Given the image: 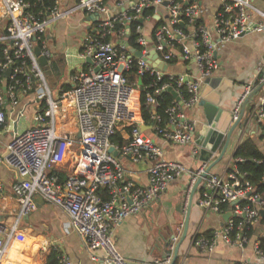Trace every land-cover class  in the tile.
<instances>
[{"label":"built area","instance_id":"obj_1","mask_svg":"<svg viewBox=\"0 0 264 264\" xmlns=\"http://www.w3.org/2000/svg\"><path fill=\"white\" fill-rule=\"evenodd\" d=\"M0 1L2 16L7 20V32L0 34V42L6 45L5 60L0 62V136L2 131L13 132L6 145L7 155L0 157V163L8 165L21 178L12 185L20 203L18 220L7 238H3L0 226V264L8 258L11 242L24 241L16 237L17 227L21 216L36 209L35 195L68 217L74 230L83 237L92 259H102L103 264H129L114 242V226L149 209L183 173L190 177L184 195L186 210L192 189L206 169V163L191 170L168 159L153 136L176 145L193 142L196 123L187 110L200 103L203 85L220 67L217 51L247 33L264 30V21L253 19L254 14L264 17V11L255 6V0H207L210 9L203 3L205 0H78L68 10H61L58 0H49L53 2L51 5L48 0ZM76 11L98 14L94 33L84 38L81 51V57H91L93 65L87 72L74 74L72 87L55 100L34 48L40 47L42 54L49 57L48 27ZM131 24H135L136 46L129 42ZM124 41L142 56L130 51ZM154 53L158 61L168 66L183 61L187 71L172 73L159 68L151 59ZM8 69L9 77L5 76ZM131 70L135 71L137 81L128 78ZM144 76L151 78L145 85ZM135 85L139 86L137 90ZM253 88L252 83L247 85L232 115L233 121ZM171 89L177 97L171 93L173 102L166 109L167 119L160 124L162 117L156 111L158 97ZM19 91L36 92L46 106L36 112L33 127L23 132L7 125L6 107L14 109L19 104ZM133 92L138 93L139 101L144 94L146 104L152 108L151 123H145L141 112L134 111ZM68 109L73 117L71 123L58 124L57 118ZM24 114L22 108L17 115ZM250 118L264 127V96L251 108ZM144 125L148 129H142ZM118 134L122 141H114ZM68 154L73 160L71 175L60 182L58 167ZM193 154L199 156L198 149ZM214 154L215 151L211 157ZM120 155L134 164L148 163L146 185L134 178L132 171L122 164ZM242 161L233 155L220 174L208 173L200 185L202 209L230 213L222 228L209 235L194 236L193 245L201 253L213 252L219 240L243 248L248 243V231L260 224L259 237H264V199L238 168L237 162ZM79 164L85 167L83 172L75 171ZM101 190L107 191L108 199ZM176 240L174 237L166 258L154 259L152 263L170 264ZM50 246L56 247L44 241L40 248L46 251ZM254 252L264 262L259 238ZM59 261L72 264L64 253ZM238 264L252 263L242 260Z\"/></svg>","mask_w":264,"mask_h":264},{"label":"crops","instance_id":"obj_2","mask_svg":"<svg viewBox=\"0 0 264 264\" xmlns=\"http://www.w3.org/2000/svg\"><path fill=\"white\" fill-rule=\"evenodd\" d=\"M58 3L61 10H68L74 8L78 0H58ZM203 3L207 5L208 9L211 8L209 1L205 0ZM254 4L258 9L264 11V0H255ZM211 13L212 10H210ZM67 17H70L69 19L71 20L66 21L67 19L63 18L53 22L46 33V49L49 57L46 56L48 62L44 66L59 74L61 72L60 75H62L63 79L57 80H61L59 96L64 85L72 87L71 79L74 74L80 71L87 72L92 67L93 63H88L87 58L81 57V51L84 38L94 33L98 19L95 20L92 15L82 11H76ZM253 19L255 21H264V17L257 16V14L253 15ZM5 27H7V20L2 16L0 1V34L7 32ZM67 35L69 36L66 37ZM70 36L75 39L72 40ZM216 57L220 67L215 71L210 81L203 85L202 100L205 99L221 109L222 115L218 127L226 132L232 123V115L238 107L237 104L245 94L249 83L254 85L252 91L260 88L252 103H257L263 99L264 30L247 33L237 40L228 42L222 49L217 51ZM39 66L50 89L43 71V65L39 63ZM187 69L188 67L183 61H177V63L168 66L166 71L183 73ZM192 71L196 72L195 70ZM6 72L5 76L9 77L10 74L7 75ZM258 77L261 78L260 85L255 87V81ZM18 98L19 104L14 109L9 105L6 107L7 125L8 127H14L18 132H23L30 124H35L34 116L38 110L44 108L45 102H40L39 95L36 92L25 94L19 91ZM138 105H140V108L137 111L141 112L139 98ZM22 108L25 110V114L19 117L17 114ZM187 113L189 118L195 121L196 131H200L205 124L203 107L197 104L188 109ZM255 125L258 126L255 122H252L249 110L246 114L243 128L237 127L234 130L223 159L211 168L210 173L220 174L228 166L238 146L248 139H252L264 152V135L261 134L260 129L257 130L255 128ZM247 129L249 130L248 134H246ZM12 134V130L8 132L2 131L0 136V157H3L6 152V145ZM153 139L163 147L168 159L179 161L191 170H197L204 163H206L207 168L217 159L226 142V137H224L215 154L206 160L200 158L202 150L205 148L198 144L195 137L193 142L187 145H176L156 136H153ZM195 149H198L199 156L193 154ZM66 157L69 159L64 160V163L58 167L61 169L60 172L72 171V157L70 155ZM119 158L122 164L129 171H132L134 178L139 183L145 185L148 183L147 162L134 164L127 157L120 155ZM75 167L76 165L73 166V168ZM84 169L85 167L79 164L75 171L83 172ZM56 171L54 170V172ZM189 180V175L183 173L169 185L161 199L149 209L114 226V242L117 249L127 260H145L153 264L154 259H164V252L161 250L164 242L159 237V233L162 230L165 231L171 228L173 233L178 235V242L184 231L185 214L188 208L187 206L185 210L184 195ZM19 181L20 177L16 171L5 163H0V184H2V190L0 191V225L12 224L11 231L14 227L13 220L20 214V203L12 192V185ZM200 185L194 196L188 231L180 246L179 257L175 264H236L242 260H248L252 264H264L254 252V245L256 240L260 238L262 224L252 228L248 243L243 248L229 246L222 240L217 242L214 251L211 253H201L194 247L192 240L196 234L209 235L213 230L222 228L227 222L224 216L228 214L207 212L200 207ZM34 201L36 209L30 216L23 218V225L20 223L21 220H19L17 227L16 237H20L24 241L15 240L13 245L19 243L21 248L20 250L11 251L12 253L6 259L7 263L5 264H44L45 255L42 253L46 252L40 249L44 241L56 245L62 253L69 256L72 264H103L102 259H92L83 237L74 230L70 220L61 210L46 202L40 195H35ZM179 206L180 210L178 209ZM24 230L26 234H21ZM28 232L30 233L29 236H27ZM8 234V232L3 234V238H7ZM99 254L101 256V253Z\"/></svg>","mask_w":264,"mask_h":264},{"label":"water","instance_id":"obj_3","mask_svg":"<svg viewBox=\"0 0 264 264\" xmlns=\"http://www.w3.org/2000/svg\"><path fill=\"white\" fill-rule=\"evenodd\" d=\"M93 19H97L98 18V14H93ZM129 27V26H128ZM130 32V28L129 31ZM126 47L129 48L130 51L134 52L137 56H142V54L139 51H136L134 47L130 46L128 42L124 41L123 43ZM34 54L35 56L38 58V61L40 63V65H45L47 64L48 60L46 58V56H44L42 54V50L40 49V47L35 46L34 48ZM151 59H154L156 61V66H158L159 68L163 69V70H167L168 68V64L158 61L157 58V54H153L151 56ZM87 62L88 63H93L91 57H87ZM96 70H98V68H96ZM7 75L10 74V69L7 70L6 72ZM210 79L207 81L209 82ZM139 84H141V81H139ZM260 88H257L256 90L250 92L244 99L243 103H242V107L240 110V113L237 117V119H235L233 121V117H232V123L229 125V129L225 132L222 131L221 129H219L218 124L219 121L221 119V115H222V111L219 107H217V105L206 101L205 99L200 101V105L203 107L204 109V114H205V124L202 127V129L198 132H196L195 134V138L198 142L199 145H201L202 147H204L205 149L202 150V153L200 155L201 159H209V157L211 156L213 151H216L221 143V141L223 140L224 137H226V142L225 145L223 146V148L221 149V152L219 154V156L217 157L216 160H214L206 169L205 172L202 173V176L198 178L196 184L194 185L193 189H192V193L191 196L189 198V202H188V208L186 211V219H185V224H184V231L180 237V239L178 240L177 243H175V249H174V253H173V258L170 264H175L178 257H179V250H180V246L183 242V240L186 237L187 231H188V227H189V221H190V215H191V210H192V206H193V200H194V196L199 188V185L201 184V182L203 181L204 178L207 177L208 173H210L211 168L217 164L218 162H220L227 150V147L231 141L232 135L234 130L237 127L243 128L244 126V122L246 120V114L247 112H249V110H251V108L255 105V102H253V98L256 95V93L258 92ZM170 92L173 94V96H176V92L174 90H170ZM245 116V118H244ZM253 122V120H252ZM252 126V125H251ZM255 128L258 130H261V134L264 135V127H259L255 125ZM142 129H148V126L144 125L142 126ZM249 130L247 129V133L248 134ZM80 136V135H79ZM111 151H113V153L115 155H117V152L113 150V148H111ZM7 155V151L4 153L3 157H5ZM21 181V178H20ZM178 209L180 210V206L178 207ZM262 215L264 216V211H262ZM230 217V213L226 214L224 216L225 220L227 221ZM159 237L163 239V248H161V250H163L164 254H163V258H166L169 254V248L173 245V241H174V234L172 229H166L165 231L162 230L159 233ZM129 264H150L147 261L143 260V261H133V260H127Z\"/></svg>","mask_w":264,"mask_h":264},{"label":"trees","instance_id":"obj_4","mask_svg":"<svg viewBox=\"0 0 264 264\" xmlns=\"http://www.w3.org/2000/svg\"><path fill=\"white\" fill-rule=\"evenodd\" d=\"M47 3L49 5L53 4V2L49 0L47 1ZM120 28L121 27H119L118 30ZM131 29H132V33L129 37V42L131 45L136 46L135 40H134L135 24H131ZM5 48H6V45L0 42V62H3L5 60V53H4ZM0 76H2L1 70H0ZM128 78L130 79L131 82L137 81V77L135 75L134 70H131L128 73ZM150 80L151 78L149 76L142 77L143 85L150 82ZM8 83H10V80H8ZM257 85H260V77H258V79L255 81V87ZM70 88H71L70 85H64L60 95H64ZM31 92H34V91H31ZM136 102H137V110H138V100ZM172 102H173V96L171 92L169 91L163 92L158 97V105L156 107V111L162 117V122L160 124L165 123L167 119L166 109L168 106L172 104ZM140 103H141L142 119L144 120L145 123L149 124L151 123L152 108L146 104L144 94L141 95ZM44 108H46V106H44ZM72 120H73V117L70 115L69 109L65 113L64 116L60 115L57 118L58 124L68 125L69 123H71ZM116 140L122 141V137L119 136L118 134L114 138V141ZM234 158L235 159L242 158L244 160L242 162H237L238 168L240 169L242 173H245L247 175V178L253 183L256 189V192L259 193V195H261V197L264 199V152L258 147V145L252 139H248L238 146V148L235 151ZM70 175L71 173L68 171H61L59 173L60 182L67 179ZM101 194H103L105 199H108V193L106 190H101ZM262 223H264V217L262 218ZM251 232H252V229L248 231L249 234ZM259 241H260V245L262 249L264 250V237H260ZM12 248L13 246L10 248L8 252V256L11 255ZM61 254H62V251L58 249V247L50 246L47 252L45 253V263L44 264H60L59 257Z\"/></svg>","mask_w":264,"mask_h":264},{"label":"rangeland","instance_id":"obj_5","mask_svg":"<svg viewBox=\"0 0 264 264\" xmlns=\"http://www.w3.org/2000/svg\"><path fill=\"white\" fill-rule=\"evenodd\" d=\"M70 17H65V19H67L66 21H69V20H71V19H69ZM69 35H67L66 37H68ZM70 38L72 39V40H74L75 38H72V36H70ZM43 71H44V74H45V77H46V79H47V82H48V84H49V86H50V91H51V94H52V97L55 99V100H58V97H59V92H60V90H61V80L60 81H57L58 79H60V78H62L63 79V77H62V75H60L61 74V72H60V74L59 73H57V72H55L54 70H49V67H47V66H43ZM64 74H65V70H64ZM57 75H58V78H57ZM134 88L137 90V88H138V86L137 85H135L134 86ZM137 95H138V93L136 92L135 93V95H134V97L132 98V103H133V107L136 105L137 106V102H136V100H137ZM138 108H140V105H138ZM31 127H33V124L31 125H29V127H27V128H31ZM26 128V129H27ZM67 159V157H65L64 158V160H66ZM194 205V204H193ZM32 214V212H30V213H28L26 216H30ZM19 217V216H18ZM17 217V218H18ZM25 216H21V218H20V220H21V224L23 225L24 224V222H23V218H24ZM17 218H15L14 220H13V226H15V223L17 222ZM1 226V231H2V235L3 234H6L7 232L8 233H10L11 232V230H10V228L12 227V224L11 225H0ZM174 234V233H173ZM30 235V233L28 232V235L27 236H29ZM174 236L178 239V235H176V234H174ZM176 243H177V240L175 241ZM13 246V248L11 249L12 251H14L15 249H18V250H20V248H21V246L19 245V243H16V244H14L13 245V242H11V244H10V246H9V250H10V248ZM41 249V248H40ZM42 250V249H41ZM43 251V250H42ZM44 252V251H43ZM45 252H47V250L45 251ZM42 254H44L45 255V253H42ZM7 256V255H6ZM6 259H7V257H6ZM6 259H5V261L3 262L4 264L5 263H7V261H6Z\"/></svg>","mask_w":264,"mask_h":264},{"label":"bare ground","instance_id":"obj_6","mask_svg":"<svg viewBox=\"0 0 264 264\" xmlns=\"http://www.w3.org/2000/svg\"><path fill=\"white\" fill-rule=\"evenodd\" d=\"M135 93H136V92H133L132 98L134 97ZM137 97H138V95H137ZM137 100H138V98H137ZM137 100H136V101H137ZM135 106H136V105H135ZM135 106L133 107V109H134V111L137 113V106H136V107H135ZM7 255H8V253H7Z\"/></svg>","mask_w":264,"mask_h":264}]
</instances>
